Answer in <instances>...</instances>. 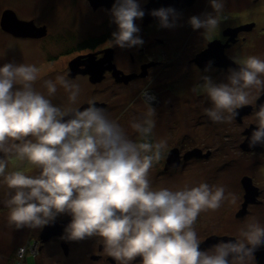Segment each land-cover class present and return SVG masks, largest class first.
Wrapping results in <instances>:
<instances>
[{
    "label": "clouds",
    "instance_id": "clouds-1",
    "mask_svg": "<svg viewBox=\"0 0 264 264\" xmlns=\"http://www.w3.org/2000/svg\"><path fill=\"white\" fill-rule=\"evenodd\" d=\"M209 2L213 12L188 20L194 30L204 29L206 37L218 27L225 10V0ZM110 12L117 30L109 46L130 48L144 43L134 23L145 15L138 0H115ZM150 14L163 28L175 27L179 19L172 7L153 9ZM232 59L238 67L228 70L226 82L204 75L192 91L211 102L203 111L216 123H231L238 109L252 105L257 127L249 146L264 145V103L250 99L253 89L256 98L264 94V59L257 55ZM39 78L40 69L34 64L0 66V184L8 189L0 203L9 210L10 227L39 229L67 214L71 221L65 238L98 237L103 252L116 264H133L138 257V264H249L264 246V226L253 221L235 239L201 250L194 228L198 216L218 210L226 200L236 202L235 194H226L224 186L201 182L175 191L153 188L149 173L162 158L167 141L150 139L156 110L146 91L141 92L146 112L130 122L138 134L134 141L94 101L83 109H62L52 103L50 97L59 85L75 104L78 83L64 75L45 79L46 96L34 87ZM13 157L37 172L7 171Z\"/></svg>",
    "mask_w": 264,
    "mask_h": 264
},
{
    "label": "flooded vegetation",
    "instance_id": "flooded-vegetation-1",
    "mask_svg": "<svg viewBox=\"0 0 264 264\" xmlns=\"http://www.w3.org/2000/svg\"><path fill=\"white\" fill-rule=\"evenodd\" d=\"M151 1L153 0H138L142 9L150 7ZM53 2L57 9L64 8L68 11L66 18L58 17L49 25L40 21L39 17H28L24 16L23 12H19L20 14L17 15L20 19L32 21L34 27L45 31V34L40 37H21L8 32L10 37L19 41L41 42V46L43 44V48L47 50L45 54L52 53L54 55L57 53L54 55L55 58L59 55H72L74 56L73 60L69 62L71 76L76 74V78L84 80L87 77L91 85L100 86L111 80L116 88L129 84L132 86L138 80L151 77L156 68L161 67V70H165L171 67L173 64L168 63L165 59L170 58L174 51L176 58L184 57L185 49L191 44L189 41L194 39L189 37L195 31L188 23L189 18L193 15L202 16L211 8L209 0L204 2L201 0H161V6L176 8V12L179 13L176 26L173 28L160 27L159 19L150 14L151 9L149 8L144 17L140 19L141 28L137 33L144 43L130 48H121L108 44L112 39V33L117 30L116 24L112 22L110 12L115 0H53ZM201 4H203V11L200 13ZM249 23H254L252 27L246 26L250 29H239L248 25L247 21H241V19L236 23H229L225 27L219 23L222 27V36L220 40L214 41H218L215 47L220 59L210 55L203 58V61H198V55L203 49L196 52L197 47L195 55L188 59L190 64H194L203 72L207 68V71L216 69L228 73L230 68H237L238 65L235 64L232 57L243 58L242 47L247 42L246 34L255 33V29L258 27L254 21ZM180 33L185 34L184 39H179ZM263 35V28H260L257 34L259 43L263 42L261 37ZM47 40L50 42L49 49L45 44ZM52 55H50V60H54ZM230 59L234 64L228 62ZM92 71H95L96 74H92ZM73 72L75 73L73 74ZM154 77L156 76L153 75L152 78ZM220 82H226V79H222ZM154 93L157 95L156 92ZM253 93L256 94V91ZM95 101L98 107L107 111L109 99ZM254 101L256 104L264 103V94L259 95L258 98L255 96ZM149 102L151 104L158 103L156 100ZM207 105L211 106L209 100ZM194 110L199 111L196 107L193 108ZM252 111V105L240 108L237 110L238 115L234 120L243 123L244 117L250 116ZM201 117L210 120L205 113H202ZM251 127H257V125L254 123ZM251 127L243 128L241 132L233 130L230 131V134L225 133L227 143L221 147H215L214 150L208 148L204 151L199 148L200 146L184 149V145L178 144L172 149L166 147L160 161L155 163L150 170L149 179L153 188L168 187L175 191L185 185L195 186L206 182L209 185L224 186L226 194L229 192L235 194V203L226 200L218 210L201 212L198 216L194 228L201 241V250L209 249L220 240L235 239L248 220L252 222L260 217L264 221V145L249 146V139L254 130ZM232 135L235 137L234 141L230 139ZM150 139L152 142L158 141L159 134L153 130ZM133 140H137L136 136ZM222 153L224 154L223 161L215 163V160L218 159L217 154ZM70 218L71 216L67 214H61L56 217L55 221H66ZM43 228L37 229L40 235ZM64 230L45 242H41L40 238V249L45 243H56L59 254L62 249L66 259L62 260L66 264H116L112 257L103 252V245L99 242L98 237L68 240L65 238ZM24 248L27 250V254L28 247ZM139 260L138 257L133 264H138ZM249 264H264V246L257 249Z\"/></svg>",
    "mask_w": 264,
    "mask_h": 264
},
{
    "label": "rangeland",
    "instance_id": "rangeland-1",
    "mask_svg": "<svg viewBox=\"0 0 264 264\" xmlns=\"http://www.w3.org/2000/svg\"><path fill=\"white\" fill-rule=\"evenodd\" d=\"M202 1L204 2L205 0ZM225 1V10L220 22L223 25L221 26L225 27L229 23H236L240 19L241 21H247L248 24H254L249 23L250 21L256 22L258 27L255 29V33L246 34L247 42L242 47L243 58L248 55H257L264 59V35L261 36L263 39L262 43L258 42L259 39L257 40L259 29L263 28L264 31V0ZM55 6L53 0H0V66L6 62L36 65L40 69V78L36 81L34 87L46 96L47 90L42 86L45 79L55 80L57 75H64L67 79L79 84L80 94L75 104L69 102L68 93L59 85L55 96L50 97L53 104L60 106L62 109L83 108L88 105L89 101H94L97 104L95 100L104 101L109 99L110 103L106 111L109 119L117 121L124 128L128 137L133 140L135 136L138 139V134L131 128L130 122L133 118L139 119L146 112L145 98L141 97V92L146 91L149 101H158L156 104L149 102L156 110L154 130L156 134H159V140H166L167 148L171 149L178 144L184 145V149L200 146L199 148L204 151L208 148L214 150L215 147H221L227 143V140L225 141V133L230 134V131L233 130L241 132L243 128H250L254 124L251 115L244 117L243 123L236 120L231 123H216L201 117V114L204 113L203 109L208 107V99L204 94L192 91L195 85L203 82L201 78L204 75L211 76L214 81L217 80V83L222 79H226L227 71L211 69L203 72L194 64L191 65L188 60L195 55L197 47L196 52L203 49L200 52L202 53L209 47L208 43L221 39L222 27L220 25L208 37L204 35V29L193 31L189 37L191 36L194 39L189 41L191 44L185 49L184 57L176 58L174 51L170 58L165 59L168 63L173 64L171 67L165 70H161V67L156 68L151 77L138 80L132 86L129 84L116 88V85L111 80L100 86L91 85L87 77L84 80L76 78V74L71 76L72 74L70 75V73L72 71L69 70V62L73 60L74 56L59 55L55 58L54 55L57 53L54 55L48 53L49 55H46L45 52L47 50L43 48V44L41 46V42L34 43L16 40L10 37L11 35L1 26L2 14L7 9H12L17 14L23 12L24 16L39 17L40 21L51 25L54 19L68 16L66 9H57ZM202 11L203 4L200 5V13ZM207 12H213V9L210 8ZM223 17H226V19ZM134 23L141 28L140 19H136ZM184 36V33H180L179 39H184ZM45 44L47 49H49L50 42L47 40ZM231 53L233 54L234 51L232 50ZM50 55L54 57V60H50ZM215 74H217L216 77H214ZM153 75L156 77L152 78ZM99 91L100 93H97ZM253 92H255L254 89L250 99H254L256 96ZM195 107L199 111H193ZM230 139L234 141L235 137L232 135ZM2 155L0 153V156ZM217 157L218 159L215 160V163L220 160L223 161L224 154H217ZM18 169L24 170L27 174H35L37 172L34 166L13 157L8 164L7 171ZM153 176H156V174H153ZM7 191L6 185L0 184V201L5 198ZM8 211L0 203V264H66L62 249L60 248L61 253L59 254L56 243H45L40 249L41 235L37 229L27 227L15 229L10 227L7 220ZM255 221H259L262 226L264 225V221L260 217ZM249 222L250 220H248ZM24 247H28L27 254V250Z\"/></svg>",
    "mask_w": 264,
    "mask_h": 264
},
{
    "label": "water",
    "instance_id": "water-1",
    "mask_svg": "<svg viewBox=\"0 0 264 264\" xmlns=\"http://www.w3.org/2000/svg\"><path fill=\"white\" fill-rule=\"evenodd\" d=\"M161 0H153L150 3V7H146L144 8V12H147L149 10V8L151 10L153 9H159L161 7ZM167 8V7H165ZM176 10V8H174ZM254 24H248V25H244L242 27H240L239 29H243V28H247L246 26L252 27ZM1 26L2 28L7 31L10 32L16 36H21V37H40L42 35L45 34V31H41L40 28L34 27L33 22L32 21H26V20H22L18 17L17 13L12 10V9H7L3 12L2 14V18H1ZM218 41H212L209 43V47L203 51L202 53H200L198 55V61H203V58L207 57V56H216L218 59H220L219 54L217 53L216 50V44ZM229 63L234 64V62L230 59L228 61ZM218 64H222L221 62H217ZM96 67V66H95ZM75 72H73L74 74ZM92 74H96L95 71L91 72ZM131 78V77H129ZM88 105H86L85 107H87ZM83 107V108H85ZM81 108V109H83ZM68 117H65L64 119H67ZM256 127H251V129H255ZM71 221V218L66 220V221H53L50 222L48 225H45L42 232H41V240L42 242L47 241L48 239H50L51 237H53L54 235L60 234L63 232V230L65 229L66 225Z\"/></svg>",
    "mask_w": 264,
    "mask_h": 264
}]
</instances>
